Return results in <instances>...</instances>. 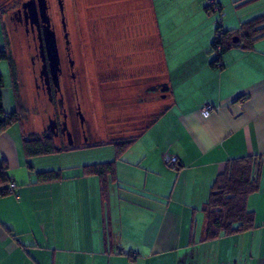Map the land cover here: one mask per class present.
<instances>
[{"label":"crops","instance_id":"obj_1","mask_svg":"<svg viewBox=\"0 0 264 264\" xmlns=\"http://www.w3.org/2000/svg\"><path fill=\"white\" fill-rule=\"evenodd\" d=\"M247 1L248 14L225 25L221 17L224 30L264 15V0ZM63 2L72 56L101 120L115 105L136 113L137 126L106 134L137 139L103 193L82 168L112 161V146L96 147L109 148L105 161L47 167L25 155L19 123L0 129V167L16 185L0 196V264H264V37L211 65L217 19L205 0ZM12 96L9 111L2 89L6 115ZM246 157L261 162L259 189L246 200L253 228L206 239L210 187L227 162ZM47 171L62 178L40 182Z\"/></svg>","mask_w":264,"mask_h":264},{"label":"trees","instance_id":"obj_2","mask_svg":"<svg viewBox=\"0 0 264 264\" xmlns=\"http://www.w3.org/2000/svg\"><path fill=\"white\" fill-rule=\"evenodd\" d=\"M0 31L4 45V49L0 48V62H8L14 80V72L12 70L13 63L7 47L8 39H6V37L8 35L2 23ZM219 31H221L220 35H217ZM233 37L239 38L238 43L232 42ZM260 37H264V15L241 24L237 30H224L222 25L217 23L211 48L218 52V57L211 65L220 61L221 55L232 47L249 49ZM3 85V77L0 74V129L6 130L16 123H19L22 128V113L20 111L21 101L16 92L14 82L13 94L15 110L9 115L5 114L3 108ZM136 139V137H129L128 139L110 140L100 142L95 146H86L87 144H84L83 147H59L55 145L51 138L45 136H43V138H33V136H30V138L24 137L23 148L28 158H37L76 151L80 148L84 149L92 146H112L114 149L112 161L86 165L82 168L83 175H94L98 178L101 186L100 188L104 193L106 190V183L114 176L116 161L120 159ZM260 167L261 162L256 157H246L227 162L224 170L213 181L209 190L208 199L201 210L206 221V239H215L221 235L243 233L253 228V216L252 213L248 212L246 209V200L249 195L257 192L259 189ZM6 170L7 166L3 165L0 167V196L7 194L5 191L10 183L5 174ZM61 178L62 175L60 171H47L38 174V180L40 182H53Z\"/></svg>","mask_w":264,"mask_h":264},{"label":"rangeland","instance_id":"obj_3","mask_svg":"<svg viewBox=\"0 0 264 264\" xmlns=\"http://www.w3.org/2000/svg\"><path fill=\"white\" fill-rule=\"evenodd\" d=\"M13 0H0V11L7 10ZM15 1V0H14ZM223 10H222V19L223 24L230 20L235 12H244L248 14L250 5H247V0H241V5L238 7V2L236 3H228L229 0H223ZM245 1V2H243ZM243 2V4H242ZM66 7H69L71 4V0H65ZM52 5V16L55 18L57 33L59 32V18L57 14V8L55 0H51ZM235 5L238 7L237 9L233 6ZM63 6V17L66 21L65 16V9H64V2L62 0ZM227 15V16H226ZM212 17L218 19L217 14H212ZM225 16V17H224ZM224 17V18H223ZM2 24L4 30L7 32L8 26L4 22V18L2 17ZM68 31V30H67ZM74 32V30H72ZM59 35V33H58ZM8 39L7 47L10 57L13 63V77L12 78V71L9 68L8 62L1 61L0 62V74L3 77V93L5 97V105L7 106L6 109L11 111L14 108L13 102V82L15 85L16 92L21 101V108L20 111L22 113V122H23V132L26 138H43L42 136V124L46 119V116L51 113L50 106L47 105L43 98L38 99L35 94V88L33 84L34 73H33V66L30 61V56L26 44V40L22 35H18L16 33H8L6 37ZM0 48L4 49L3 40L0 35ZM73 62L75 63V70L77 74V93H78V103L80 104V108L82 111V118L84 120L83 131L85 137L77 136V147H83L84 143H87L86 146L96 145L100 142L110 141V140H117V139H128L129 137H119V136H110L107 135V132L112 130H127L128 128H133L137 126V120L134 119L135 112L134 107H130V111L126 112L124 116L120 115V106L115 105L114 108H104L106 111V116H109V122L107 120H101V112L100 106L97 104L92 105L88 100V92L90 89H86L85 83V66L81 64L80 59L73 58ZM68 85V84H67ZM69 87V86H68ZM67 87V88H68ZM100 91V90H99ZM115 91V90H113ZM91 93V91H90ZM93 95L95 96V90H92ZM69 98L71 96L70 90L68 92ZM8 98V103H7ZM115 98V97H114ZM114 102L117 104L116 99ZM67 106V112L71 114L70 123L68 126L72 128L74 131L78 132V126L76 120H74V102L70 100ZM114 103V104H115ZM103 108V107H102ZM137 110V109H136ZM122 112V111H121ZM97 115H96V114ZM99 117V118H98ZM149 121H145L143 125L148 123ZM127 132V131H126ZM106 136V137H105ZM89 147V148H80L76 151H71L72 153L68 154H56V155H49L44 156L43 164L47 167L57 166L60 167L63 163L71 162L73 164L78 162L86 163H94L99 161H105L107 158V150L108 147L97 150L96 147ZM108 148V149H107Z\"/></svg>","mask_w":264,"mask_h":264},{"label":"flooded vegetation","instance_id":"obj_4","mask_svg":"<svg viewBox=\"0 0 264 264\" xmlns=\"http://www.w3.org/2000/svg\"><path fill=\"white\" fill-rule=\"evenodd\" d=\"M55 3L59 35L52 16L51 0H13L7 10L0 11V21L2 23L3 17L8 26L7 35L11 31L25 38L33 66L35 94L38 99L43 98L52 110L42 124V135L51 138L59 147H77V136L85 137L82 129L84 120L80 121L82 111L78 103L77 74L66 21L62 18L58 0ZM55 51L58 64L55 63ZM70 100L74 102L73 116L78 132L68 126L71 114L67 112V106Z\"/></svg>","mask_w":264,"mask_h":264},{"label":"built area","instance_id":"obj_5","mask_svg":"<svg viewBox=\"0 0 264 264\" xmlns=\"http://www.w3.org/2000/svg\"><path fill=\"white\" fill-rule=\"evenodd\" d=\"M205 6L207 10L213 14L218 15L217 23L221 24V8L219 6L218 0H205ZM221 31L217 32V35H220ZM219 49V48H218ZM213 111V107L207 105L203 108L202 114L203 116H208ZM165 163L168 167L175 169L177 167V158L175 156H165ZM16 185L14 183H9L7 186V190L5 191L7 194L11 193L15 189ZM4 193V192H3Z\"/></svg>","mask_w":264,"mask_h":264},{"label":"water","instance_id":"obj_6","mask_svg":"<svg viewBox=\"0 0 264 264\" xmlns=\"http://www.w3.org/2000/svg\"><path fill=\"white\" fill-rule=\"evenodd\" d=\"M39 2H41V0H38ZM58 5H59V9H60V12H61V14H62V18H63V20H64V17H63V6H62V0H58ZM52 36V37H51ZM50 37H51V40L53 41V44L55 45V39L53 38V34H51L50 35ZM238 41H239V38L238 37H233L232 38V42L233 43H238ZM52 46L53 47V51L55 50V46ZM55 56H56V59H55V63L56 64H58V62H57V55H56V51H55ZM80 112V111H79ZM81 114V113H80ZM80 121H81V123H82V121H83V118H82V115H81V118H80Z\"/></svg>","mask_w":264,"mask_h":264}]
</instances>
